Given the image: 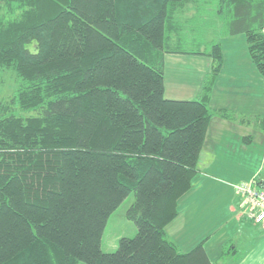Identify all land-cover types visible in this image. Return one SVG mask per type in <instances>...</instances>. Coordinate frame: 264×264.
Segmentation results:
<instances>
[{
  "label": "trees",
  "instance_id": "1",
  "mask_svg": "<svg viewBox=\"0 0 264 264\" xmlns=\"http://www.w3.org/2000/svg\"><path fill=\"white\" fill-rule=\"evenodd\" d=\"M210 28L245 34L264 76V0H0V71L16 80L0 101V264H215L165 232L210 119L231 115L209 105ZM166 53L212 59L200 98L164 96ZM130 193L136 233L103 252Z\"/></svg>",
  "mask_w": 264,
  "mask_h": 264
},
{
  "label": "crops",
  "instance_id": "2",
  "mask_svg": "<svg viewBox=\"0 0 264 264\" xmlns=\"http://www.w3.org/2000/svg\"><path fill=\"white\" fill-rule=\"evenodd\" d=\"M218 41L223 62L213 81L209 105L230 110L231 115L217 114L210 119L197 174L179 198L177 215L165 232L183 252L202 244L215 264H264V231L243 217L246 206L236 190L240 183L264 180V76L250 58L245 34L221 35ZM197 56L205 60L200 63L194 58L195 63L203 74L209 73L212 59ZM171 57L179 63L183 54ZM192 81L194 90L186 93L198 99L204 81ZM178 85L182 87L180 82ZM169 95L167 98L175 99ZM227 241L235 253L223 256L222 246Z\"/></svg>",
  "mask_w": 264,
  "mask_h": 264
},
{
  "label": "rangeland",
  "instance_id": "3",
  "mask_svg": "<svg viewBox=\"0 0 264 264\" xmlns=\"http://www.w3.org/2000/svg\"><path fill=\"white\" fill-rule=\"evenodd\" d=\"M192 11L186 12V16H189ZM215 27V26H214ZM218 27V25L216 26ZM206 40L212 39L217 41L218 38H221L222 31L216 28H210L206 30ZM218 34V36H217ZM188 44L187 46H189ZM166 53L164 55V74H165V85L166 90L164 96L167 98L169 94L171 98L175 99H194L193 95L187 94V91H192L191 83L192 81L202 80L208 77V73L203 74L201 66L195 63L194 58H197L201 63L202 60L198 58L197 54H183V57L180 58L179 63H176L173 59L172 54ZM167 55V65L165 64V56ZM193 56V58L188 57ZM209 58V57H208ZM210 59V58H209ZM200 69V70H199ZM202 74H200V73ZM217 76V75H216ZM182 85L179 87L178 83ZM169 88L171 89L169 91ZM191 88V89H190ZM16 89V80L14 73L10 70L0 71V101H6L10 98L14 90ZM194 90V89H193ZM179 92H181L179 94ZM264 189V188H263ZM134 199L133 193H130L125 199L120 203V205L115 209V211L110 215L105 225L102 239H101V249L103 252H113L117 247V241L120 237H133L136 233V227L132 221L128 220L125 216L126 210ZM85 264V263H79Z\"/></svg>",
  "mask_w": 264,
  "mask_h": 264
},
{
  "label": "built area",
  "instance_id": "4",
  "mask_svg": "<svg viewBox=\"0 0 264 264\" xmlns=\"http://www.w3.org/2000/svg\"><path fill=\"white\" fill-rule=\"evenodd\" d=\"M236 190L246 206V216L258 229L264 231V189L251 181L238 184Z\"/></svg>",
  "mask_w": 264,
  "mask_h": 264
}]
</instances>
